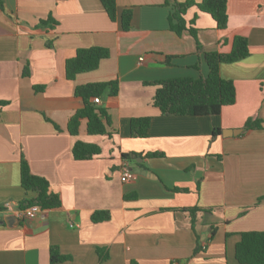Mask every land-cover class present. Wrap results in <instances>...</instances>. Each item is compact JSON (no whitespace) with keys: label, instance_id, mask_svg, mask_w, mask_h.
<instances>
[{"label":"crops","instance_id":"crops-1","mask_svg":"<svg viewBox=\"0 0 264 264\" xmlns=\"http://www.w3.org/2000/svg\"><path fill=\"white\" fill-rule=\"evenodd\" d=\"M173 2L116 0L111 21L100 0H1L0 264H50L52 246L69 257L54 264H240V233L264 231V0H227L222 30L197 7L186 12L203 50L228 53L235 36L249 47L219 66L235 102L202 116L162 115L151 103L154 81L208 71L194 38L169 28ZM123 9L132 12L128 30ZM91 46L108 57L67 79L65 61ZM113 80L117 94L97 103L110 116L109 135L87 134L85 119L70 134L83 106L75 87ZM147 116V137H132L130 119ZM248 119L261 127L246 129ZM76 140L100 153L75 160ZM22 157L61 203L30 220L16 216L33 196L20 183ZM123 166L133 179H122ZM97 210L109 219L93 222Z\"/></svg>","mask_w":264,"mask_h":264},{"label":"trees","instance_id":"trees-1","mask_svg":"<svg viewBox=\"0 0 264 264\" xmlns=\"http://www.w3.org/2000/svg\"><path fill=\"white\" fill-rule=\"evenodd\" d=\"M100 2L108 18L114 21L117 18L116 0H100ZM226 3L227 0H200L198 2L174 0L168 16L169 28L178 35L187 31L194 38L196 50L206 64L208 71L205 76L198 78L182 76L154 81L152 84L155 86V93L151 103L162 115H217L224 106L235 102L233 81L220 76L219 66L221 63L234 62L249 55L247 39L243 36H235L232 41V48L228 53L205 51L197 39L198 29L195 27V18L188 22L185 19L188 9L197 7L213 18L218 29H225L227 26ZM0 6H2L1 0ZM131 15L130 9L122 10L120 23L123 30L129 29ZM48 20L52 21L50 16L47 20H41L39 24H45ZM108 55L109 50L106 47L78 48L74 57L65 61L66 78L72 80L79 73L94 70L99 65L100 60L108 57ZM22 74H28L26 67ZM117 90L118 82L116 80L76 86L74 94L82 99L83 106L77 109L69 119L67 131L72 135H78L80 121L85 119L87 134L109 135L107 127L111 124L110 116L104 107L93 102V98L105 94L115 95ZM150 122L151 117L149 116L131 118L129 123L131 136L147 137ZM260 127L261 120L248 119L245 122L246 129ZM71 152L75 160L90 159L100 153V147L93 143L76 140ZM135 155L137 154H122V157L131 158ZM145 155L153 157L158 153L147 152ZM20 183L27 194L33 193L32 197L21 201V209L32 205H37L41 209H52L60 206L59 195L50 189L47 179L31 173L29 165L23 157L20 160ZM109 217L108 211L97 210L92 213L91 220L100 222L108 220ZM68 258V256L60 254L56 247H50V264ZM235 258L240 264H264V231L241 232L240 239L235 245Z\"/></svg>","mask_w":264,"mask_h":264},{"label":"built area","instance_id":"built-area-1","mask_svg":"<svg viewBox=\"0 0 264 264\" xmlns=\"http://www.w3.org/2000/svg\"><path fill=\"white\" fill-rule=\"evenodd\" d=\"M94 103H100V98L99 97H94L93 98ZM122 179L124 181L131 180L135 177L134 173L132 172L131 169H129L127 166L122 167ZM43 212V209H41L37 205H32L30 207L24 208V209H17L16 216L19 218L23 219H32L36 217L38 214H41Z\"/></svg>","mask_w":264,"mask_h":264}]
</instances>
